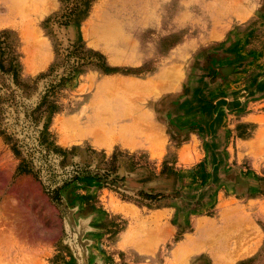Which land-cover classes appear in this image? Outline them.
Masks as SVG:
<instances>
[{"label":"rangeland","instance_id":"rangeland-1","mask_svg":"<svg viewBox=\"0 0 264 264\" xmlns=\"http://www.w3.org/2000/svg\"><path fill=\"white\" fill-rule=\"evenodd\" d=\"M9 1L0 264H264V0Z\"/></svg>","mask_w":264,"mask_h":264},{"label":"trees","instance_id":"trees-1","mask_svg":"<svg viewBox=\"0 0 264 264\" xmlns=\"http://www.w3.org/2000/svg\"><path fill=\"white\" fill-rule=\"evenodd\" d=\"M74 13L75 12L71 10V12L67 13L65 16L64 19L66 26L71 24ZM8 41L9 38L7 36H0V72L10 75L15 81L18 82L19 72L15 65V58L9 54L11 49L9 47ZM73 55L75 56L73 57L72 54L71 56H68V64L71 66L69 71V79L63 78V80H66L67 82L71 81L82 68L91 65L99 66V64L93 62L96 55L92 54L91 52H84L81 49H77Z\"/></svg>","mask_w":264,"mask_h":264},{"label":"bare ground","instance_id":"bare-ground-1","mask_svg":"<svg viewBox=\"0 0 264 264\" xmlns=\"http://www.w3.org/2000/svg\"><path fill=\"white\" fill-rule=\"evenodd\" d=\"M1 1H2V0H1ZM4 1H5V3H7V0H4ZM8 1H9V0H8ZM13 1H15V2H13ZM21 1H24V0H21ZM9 2H10V1H9ZM17 2H19V1H18V0H12V5H14V7H17V10H18V9L20 8V7L18 8V6H20V5H18ZM0 3H1V2H0ZM14 3H15V4H14ZM20 3H21V2H20ZM22 3H23V2H22ZM26 3H28L27 0H26ZM12 5H11L10 8L13 7ZM27 5H28V4H27ZM6 6H8V5H6ZM9 6H10V4H9ZM9 6H8V7H9ZM21 6H22V5H21ZM24 6H25V4H24ZM28 6H29V5H28ZM14 7H13V8H14ZM10 8H9V10H10V11H9V12H10L9 14H11V11H12ZM22 8H23V6H22ZM22 8H21V11L19 10L20 12L16 11L15 9H13V11H12V15L15 14V16H16L15 11H16L17 13H19V14H20V13L22 14L24 10L27 11V9H25V7H24V9H23V11H22ZM26 8H28V7H26ZM30 8H31V7H30ZM26 13H27V12H26ZM26 13H25V11H24V14H26ZM19 14H18V15H19ZM26 15H27V14H26ZM19 16H21V15H19ZM16 17H18V16H16ZM8 18H10V15H9V17H7V19H8ZM13 18H14V17H13ZM13 18H12V19H13ZM19 18H20V17H19ZM0 19H1V18H0ZM5 19H6V18H5ZM7 19H6V20H7ZM12 19H9V20L11 21ZM9 20H8V21H9ZM14 20H15V19H14ZM2 21L4 22V20H2ZM11 22H12V21H11ZM14 22H15V21H13L12 23H14ZM17 22H18V21H17ZM8 23H9V22H8ZM113 35H114V34H113ZM121 35H123V34H121ZM117 36H120V35H117ZM112 38H114V37H112ZM117 39H118V38H117ZM117 41H118V40H117ZM116 60H117V59H116ZM112 82H113V81H112ZM112 82H110V83H112ZM113 83H114V82H113ZM113 83H112L111 85H113ZM115 83H116V82H115ZM132 83H133V82H132ZM173 83L175 84L176 82H173ZM106 84H107V83H105V85H106ZM133 84H134V83H133ZM135 84H136V83H135ZM137 84H138V83H137ZM139 84H140V83H139ZM139 84H138V85H139ZM100 85L103 87V84H100ZM134 86H135V85H134ZM136 86H137V85H136ZM136 86H135V87H136ZM167 87H168V86H167ZM167 87H165V88H167ZM103 88H105V86H104ZM163 89H164V87H163ZM107 98H108V97H107ZM112 99H113V98H112ZM117 99H118V98H117ZM109 101H110V100H109ZM104 105H105V104H104ZM107 105H108V104H107ZM105 106H106V105H105ZM114 106H115V105H114ZM107 107H108V106H107ZM134 107H135V106H134ZM125 108H126V107H125ZM101 111H102V110H101ZM130 112H131V111H130ZM104 113H105V112H104ZM118 113H119V112H118ZM118 113H117V114H118ZM122 115H123V114H122ZM118 116H120V115L118 114ZM80 117H81V119H82V117H84V116H80ZM89 117H90V116H89ZM93 117H94V116H93ZM114 117H115V119H116V114H115ZM71 118H72V117H71ZM74 118H78V116H77V117L74 116ZM72 119H73V118H72ZM72 119H66L65 121L67 122V120H68V121L70 122V120H72ZM78 119H79V118H78ZM78 119H77V120H76V119H73V120H72V121H73V126L76 124V123H75L76 121L78 122ZM124 119H125V118H124ZM75 120H76V121H75ZM116 120H117V119H116ZM72 121H71L70 123L67 122L68 125H69V124L71 125V126L69 125V128H67L68 126H65V128L67 129V131L72 127V124H71ZM59 122H60V121H59ZM98 122H99V121H98ZM112 122H113V121H112ZM112 122H111V124H112ZM115 122H116V121H115ZM74 123H75V124H74ZM93 123H94V122H93ZM104 123H105V122H104ZM109 123H110V122H109ZM63 124H65V122H63ZM89 124H91V126H92V122L89 123ZM77 125H79V122L77 123ZM77 125H75V126H76L77 128H79L80 126H77ZM102 125H104V124L102 123ZM115 125H116V123H115ZM75 126L72 127L73 129L71 128V132L74 131L75 129H77ZM94 126H95V125L92 126V128H93V132L95 131V128H96V126H95V127H94ZM105 126H106V125H105ZM105 126H104V127H105ZM112 126H114V125H112ZM124 126H125V125H124ZM81 127H82V126H81ZM81 127H80V128H81ZM99 127H100V126H99ZM104 127H103V128H104ZM115 127H116V126H115ZM115 127H114V128H115ZM74 128H75V129H74ZM87 128H89L88 130H91V129H92V128L90 129V127H87ZM97 128H98V127H97ZM97 128H96V129H97ZM107 128H109V127H107ZM107 128H106V129H107ZM110 128L112 129V127H110ZM110 128H109V129H110ZM126 128H128V127H126ZM104 129H105V128H104ZM104 129H103V130H104ZM77 130H78V129H77ZM84 130L86 131V129H84ZM84 130L82 129V131H81V130L79 129L78 131H79V132H83ZM107 130H108V129H107ZM107 130H105V131H107ZM123 130H124V129H123ZM64 131H65V130H64ZM67 131H66V132H67ZM75 131H76V130H75ZM75 131H74V132H75ZM101 131H102V130H101ZM108 131H111V130H108ZM108 131L105 132V136H106V133H108ZM124 131H125V130H124ZM74 132H73V133H74ZM76 132H77V131H76ZM89 132H90V135L93 133V132H91V131H89ZM112 132H113V131H112ZM114 132H115L114 134L116 135V130H114ZM68 133H69V132H68ZM83 133L86 134V132H83ZM83 133H82V134L80 133V134L84 137V134H83ZM109 133H111V132H109ZM69 134H70V133H69ZM87 134L89 135V133H87ZM124 135H126V132H125ZM130 135H131V134H130ZM77 136H79V133H78ZM82 136H79V137L82 138ZM85 136H87V135H85ZM92 136H96V135H92ZM107 136L109 137V136H111V134H109V135L107 134ZM126 136H127V135H126ZM68 137H69V136H68ZM79 137H78V138H79ZM111 137H113V136H111ZM123 137H125V136H123ZM123 137H122V138H123ZM128 137H129V136H128ZM115 138H116V137H115ZM117 138H119V137H117ZM94 139H95L94 141L96 142L97 140H96L95 137H94ZM107 139H108V138H107ZM110 139H111V138L108 139V143H109V140H110ZM112 139H113V138H112ZM100 140H102V139H100ZM103 140H104V138H103ZM103 140H102L101 142H104ZM125 140H126V139H125ZM92 141H93V138H92ZM123 141H124V140H123ZM95 142H94V143H95ZM112 142H113V140H112ZM114 143H115V142H114ZM129 143H130V142H129ZM97 144H98V142L96 143V145H97ZM105 144H107V142H106ZM105 144H104V145H105ZM100 145H101V143H100ZM132 146H133V145H132ZM136 147H137V145H136ZM5 175H7V174H5ZM0 176H1V175H0ZM2 178L5 179V178H7V176H6V177H2ZM0 179H1V178H0ZM4 179H3V180H4ZM5 180H6V179H5ZM23 191H25V189H23ZM7 210L10 211L11 213H12L13 211H15L14 208L11 207V205H9V204H7ZM10 212H9V213H10ZM7 213H8V212H7ZM13 213H15V212H13ZM213 225H214V224H213ZM3 229H4V228H3ZM2 232H3V231H2ZM186 246H187V245H186ZM182 248H185V247H182ZM180 262H181V261H180ZM177 263H178V262H177ZM177 263H175V264H177ZM181 263H182V262H181Z\"/></svg>","mask_w":264,"mask_h":264}]
</instances>
